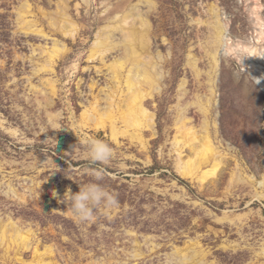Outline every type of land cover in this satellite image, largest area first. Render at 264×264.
<instances>
[{
  "label": "rangeland",
  "instance_id": "rangeland-1",
  "mask_svg": "<svg viewBox=\"0 0 264 264\" xmlns=\"http://www.w3.org/2000/svg\"><path fill=\"white\" fill-rule=\"evenodd\" d=\"M24 1L31 5L26 28L44 34L24 30L19 15ZM256 3L264 16V0H0V219L16 220L34 233L21 259L16 246L6 254L0 244V264H36V246L53 249L45 255L52 264H178L171 254L180 247L200 251L205 264H264V256L256 254L264 245V198L256 196L263 190L256 181L264 176V84L255 69L238 56L218 58L207 114L208 131L223 157L214 181L183 175L179 151L185 159L192 151L174 143L182 138L176 125L180 102L189 106V125L204 134L205 115L190 103L197 95L203 101L211 95L207 81L214 60L205 45L214 16L223 15L234 39L253 40ZM62 5L78 25L74 35L51 23L50 14ZM134 8L131 21L141 14L135 32L120 26L111 42H120L123 32L127 41H137L162 78L146 101L155 114L154 129L143 128L140 140L130 128L115 140L110 119L100 128L83 113L96 99L101 108L108 106L107 94L117 85L108 64L124 56L123 46L103 60H90V53L97 33L117 26ZM55 42L67 50L51 60ZM192 58L199 77L188 64ZM129 65L119 78L125 92ZM117 124L124 128L120 119ZM86 138L108 143L113 157L93 162ZM96 170H102L99 181L92 175ZM243 176L248 180L239 179ZM89 182L102 184L118 204L80 222L61 201ZM135 250L142 255L135 257Z\"/></svg>",
  "mask_w": 264,
  "mask_h": 264
},
{
  "label": "bare ground",
  "instance_id": "bare-ground-1",
  "mask_svg": "<svg viewBox=\"0 0 264 264\" xmlns=\"http://www.w3.org/2000/svg\"><path fill=\"white\" fill-rule=\"evenodd\" d=\"M30 7L31 5L29 4V2L24 1L19 8V15L21 17L20 22L21 24H23L22 26L24 30L29 29L33 32L36 31L37 33L44 34L41 29L33 30L30 27L26 28V24L28 21H26L25 18L28 14L31 13ZM261 7V4L256 3V5L251 9V13H253V17L255 18H253L252 20L254 25L252 37L253 40L250 38H248L247 40L234 39L229 32V24L228 22L224 21L223 15L218 14L214 16V30L210 33V39L205 45V48H208L207 52L209 56H212L214 60V62L211 64L210 70H207V82L211 85V95L207 97V100L205 101L201 99V96L197 95V99L195 101L193 100L190 103V105H196L197 107H199V109L205 115L203 124L200 127L201 130L204 131V134H199L198 130L193 127L194 125H189L190 121L186 115V110L189 106H182L183 104H181L179 100L180 108L178 109L179 114L177 117L176 125L181 132L180 137L182 138H179V136H177L174 143L179 145L181 142H183V144L190 147L192 151L191 154L186 155V159L182 155L181 150L179 151V170L185 176H194L196 174L202 183L207 179L212 178V176H215L218 173L219 169L222 167L223 163L222 154L213 142V139L211 137L212 133L210 134V132L208 131V128L210 127H208L209 120L207 118L209 107H211L212 98H215L214 94L217 83V74L219 70L218 58L220 57V54H229L231 56L240 57V60L245 62L244 64H246V66H252L255 69L258 82L264 84V78H262V76L264 77V16L260 14V11L262 9ZM134 10L135 8L132 11L126 13L123 19H119V24L117 26H113L110 28H107V26L103 27V29H101L97 33L90 53V60H96L97 57H100L103 60V57H105L108 51L114 49L116 45L123 46L124 56L120 59H114L111 63L108 64L109 68L112 69L113 77L117 79L116 87L112 90L111 93L107 94V100L109 101L107 102L109 103L108 106L101 108L99 101L100 99H96L95 101L90 103V107H87V109L83 113L86 119L93 121L97 125V127L100 128H104V126L107 125L106 123L104 124V119H110L112 138H114L115 140H118V136L122 133H126V131H128V129L130 128L134 130L133 138H139L140 140H142V136L140 133L143 128L149 127L151 129H154L155 114L148 108L146 101L148 98L154 96V93L158 89L159 83L162 78L160 71H158L157 63L154 60H150V62L146 60L144 53H146L147 51L145 49V52L144 50L139 51V48L136 46L137 41H127V36L123 32L121 33L122 40L118 42L120 44L114 42L113 45L111 42L112 37L117 30L119 31L120 26H127L128 29L135 32L134 27L136 25V19L140 18L141 14L140 11L136 10L138 13V17L132 18L133 20L131 21V15H135ZM66 12V5H62L61 7H59L57 12L50 14L51 23L54 25H59L60 23V26L68 34L74 35L78 30V25L72 18L66 16ZM134 35L136 34H133V36ZM141 44L142 46H144L143 42H141ZM145 48L147 49V45H145ZM66 50L67 47L65 44L62 43V45H60L58 42H55L53 44L52 52H50L49 57L51 60H53L54 57L59 55V53ZM46 51H48V49H44L42 52ZM46 64L49 65V63ZM129 64L132 65L130 68H128L129 70L124 80L125 84L128 87V91L125 92L124 89H122V82H120L119 78L121 70ZM188 64H190V66L195 69L196 75L199 77V75H201V70L197 67V59L192 58V60L189 61ZM52 88L55 92L54 84H52ZM122 93L125 95V97L121 98ZM118 119H120L123 123V129L118 126ZM10 131L14 132L13 129H11ZM203 167H206V169H204ZM213 179L214 178H212L211 181ZM239 179H241L242 181L248 180V178L244 176L239 177ZM256 182L263 188V190L261 188L262 191H256V196L259 199H262L264 198V176ZM251 183H254V179L251 181ZM1 219L0 244L5 247L6 254H9V252L16 246L17 249L15 248V253L21 259L22 257L20 256L23 249H26L29 246L28 241L30 240L31 234L33 233L32 229L27 228L24 230L17 224V222H15L16 220L3 222ZM234 223L236 224V222ZM180 248L175 251V254H171L178 257V264H205L202 257L201 259L199 258L200 251L196 249L184 251ZM35 253L39 257L36 264H52L53 261L45 259L46 254L53 253V249L51 247H47L42 252L40 251L39 247L36 246ZM256 254L258 255V257L264 256V245L260 250L257 251ZM141 255V252L135 250V257H139Z\"/></svg>",
  "mask_w": 264,
  "mask_h": 264
},
{
  "label": "clouds",
  "instance_id": "clouds-1",
  "mask_svg": "<svg viewBox=\"0 0 264 264\" xmlns=\"http://www.w3.org/2000/svg\"><path fill=\"white\" fill-rule=\"evenodd\" d=\"M84 144L93 162L106 163L113 157L112 147L100 139L86 138ZM92 175L94 181H99L102 179V170H96ZM52 196L58 197V193L53 191ZM61 202L67 205L70 214L80 222L92 221L98 209H110L118 204L117 197L97 182L79 186L77 192L67 191Z\"/></svg>",
  "mask_w": 264,
  "mask_h": 264
}]
</instances>
